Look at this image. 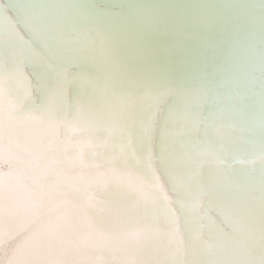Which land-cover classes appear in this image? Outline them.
I'll use <instances>...</instances> for the list:
<instances>
[{
	"label": "water",
	"instance_id": "obj_1",
	"mask_svg": "<svg viewBox=\"0 0 264 264\" xmlns=\"http://www.w3.org/2000/svg\"><path fill=\"white\" fill-rule=\"evenodd\" d=\"M6 181L45 264H264V0H0Z\"/></svg>",
	"mask_w": 264,
	"mask_h": 264
},
{
	"label": "clouds",
	"instance_id": "obj_2",
	"mask_svg": "<svg viewBox=\"0 0 264 264\" xmlns=\"http://www.w3.org/2000/svg\"><path fill=\"white\" fill-rule=\"evenodd\" d=\"M40 199L24 183L6 181L0 190V233L5 237L0 264H45L50 259L52 217L41 209Z\"/></svg>",
	"mask_w": 264,
	"mask_h": 264
}]
</instances>
